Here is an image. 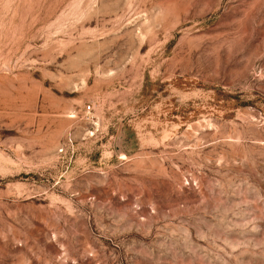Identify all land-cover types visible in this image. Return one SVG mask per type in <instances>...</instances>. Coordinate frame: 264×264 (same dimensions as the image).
<instances>
[{"label": "rangeland", "instance_id": "obj_1", "mask_svg": "<svg viewBox=\"0 0 264 264\" xmlns=\"http://www.w3.org/2000/svg\"><path fill=\"white\" fill-rule=\"evenodd\" d=\"M0 264H264V0H0Z\"/></svg>", "mask_w": 264, "mask_h": 264}, {"label": "built area", "instance_id": "obj_2", "mask_svg": "<svg viewBox=\"0 0 264 264\" xmlns=\"http://www.w3.org/2000/svg\"><path fill=\"white\" fill-rule=\"evenodd\" d=\"M91 107H89V109H90Z\"/></svg>", "mask_w": 264, "mask_h": 264}]
</instances>
